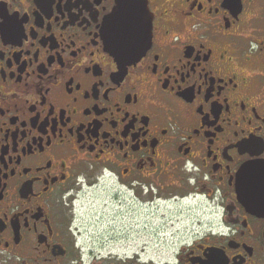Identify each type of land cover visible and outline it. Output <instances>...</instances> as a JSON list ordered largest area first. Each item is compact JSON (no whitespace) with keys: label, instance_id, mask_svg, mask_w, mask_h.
<instances>
[{"label":"flooded vegetation","instance_id":"af4514ba","mask_svg":"<svg viewBox=\"0 0 264 264\" xmlns=\"http://www.w3.org/2000/svg\"><path fill=\"white\" fill-rule=\"evenodd\" d=\"M138 2L0 0V264H264V0Z\"/></svg>","mask_w":264,"mask_h":264},{"label":"snow or ice","instance_id":"6c2138e0","mask_svg":"<svg viewBox=\"0 0 264 264\" xmlns=\"http://www.w3.org/2000/svg\"><path fill=\"white\" fill-rule=\"evenodd\" d=\"M126 3L129 7H133L136 0H126ZM116 17L117 13L108 16L103 21V25L106 42L110 47H115L116 51L113 54L117 55L119 60L122 55L134 54L140 39V29L135 16L129 15L122 19H117ZM261 144L264 145V142H261ZM241 150L264 151V146L256 149L254 142L249 141L247 146H241ZM208 264H215V262L210 258Z\"/></svg>","mask_w":264,"mask_h":264},{"label":"water","instance_id":"95a60500","mask_svg":"<svg viewBox=\"0 0 264 264\" xmlns=\"http://www.w3.org/2000/svg\"><path fill=\"white\" fill-rule=\"evenodd\" d=\"M138 3V0H136L135 5L133 7H129L126 3V0H117V6L113 11V13H117V19H122L129 15H133L139 23L140 39L134 54L127 55L130 57L129 60L127 59V64L131 63L135 58H137V56H140V54H142L149 47L151 41L152 22L151 20H148V14L146 10H141ZM108 49L112 54L116 51L115 47H110L109 44ZM114 56L117 57V55Z\"/></svg>","mask_w":264,"mask_h":264},{"label":"rangeland","instance_id":"374dc122","mask_svg":"<svg viewBox=\"0 0 264 264\" xmlns=\"http://www.w3.org/2000/svg\"><path fill=\"white\" fill-rule=\"evenodd\" d=\"M160 216V215H159ZM158 223L160 224V220H158ZM85 235V240L89 243L92 240L96 242H102L101 239L104 241L106 240V235ZM114 235H109V243L106 246L108 249H114L116 251L122 252L126 250H132V248L136 249L138 245H143L144 243H147V246L149 247V250L152 253L159 252L162 247H166L167 245H170L173 241V238L169 236H156L155 238L150 235H140L138 239H134L135 235H126L122 241H112L111 238ZM124 235H122L123 237Z\"/></svg>","mask_w":264,"mask_h":264}]
</instances>
